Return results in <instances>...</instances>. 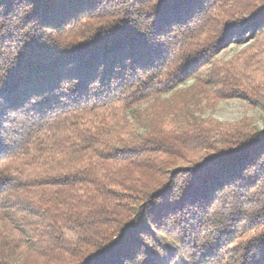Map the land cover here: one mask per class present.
I'll return each mask as SVG.
<instances>
[{
  "label": "trees",
  "instance_id": "trees-1",
  "mask_svg": "<svg viewBox=\"0 0 264 264\" xmlns=\"http://www.w3.org/2000/svg\"><path fill=\"white\" fill-rule=\"evenodd\" d=\"M189 78L264 106V0H0V264H264V127L122 129Z\"/></svg>",
  "mask_w": 264,
  "mask_h": 264
},
{
  "label": "rangeland",
  "instance_id": "rangeland-1",
  "mask_svg": "<svg viewBox=\"0 0 264 264\" xmlns=\"http://www.w3.org/2000/svg\"><path fill=\"white\" fill-rule=\"evenodd\" d=\"M246 47L245 44L232 43L215 59L218 62L231 61ZM194 83V78H189L173 93L135 108L128 114L122 129L133 136H140L152 122L165 119L167 122L174 120L181 126L213 120L224 124L243 121L256 128L264 127V106L240 98L212 105L204 95L198 94ZM163 261L164 264H171L167 258ZM176 264L182 263L177 259Z\"/></svg>",
  "mask_w": 264,
  "mask_h": 264
}]
</instances>
